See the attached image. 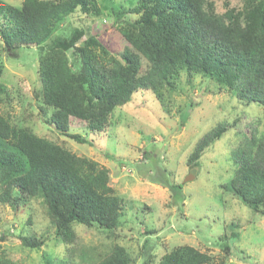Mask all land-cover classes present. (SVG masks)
<instances>
[{"label": "trees", "instance_id": "16d2710c", "mask_svg": "<svg viewBox=\"0 0 264 264\" xmlns=\"http://www.w3.org/2000/svg\"><path fill=\"white\" fill-rule=\"evenodd\" d=\"M77 9L94 15L102 11L97 0H21L18 5L0 0V47L13 53L35 47L39 81L35 97L42 110H49L53 127L74 141L92 143L70 132L72 122L95 135H106L114 111L130 102L135 91L150 89L161 99L163 88L176 89L181 73L189 82L194 76L210 80L218 92H228L240 105L264 109V0H241L240 7L228 6L222 13L213 0H135L128 9L113 11L125 42L117 53L109 51L97 34L85 36L81 27H73L67 35L57 33ZM126 14L132 17L124 18ZM1 71L0 65V75ZM3 95L8 91L0 82V100ZM185 116L187 112L182 122ZM229 127L231 123L223 122L202 136L186 163L196 166L204 150ZM230 158L236 167L223 190L264 216V132L244 138ZM109 171L0 110V203L16 209L19 201L39 199L53 236L65 245L64 256L52 261L45 255L43 264H75L77 224L116 231L124 209L110 185ZM179 187V183L171 185L173 193L182 196ZM30 224L26 220L17 238L24 247L40 248L45 238L30 231ZM235 236L234 231L225 234L223 256L180 244L158 260L144 251L140 264H224L233 250L226 241ZM135 260L126 246L114 242L91 264H134ZM0 264L19 263L0 250Z\"/></svg>", "mask_w": 264, "mask_h": 264}, {"label": "rangeland", "instance_id": "374dc122", "mask_svg": "<svg viewBox=\"0 0 264 264\" xmlns=\"http://www.w3.org/2000/svg\"><path fill=\"white\" fill-rule=\"evenodd\" d=\"M213 1L221 13L225 7L241 5V0ZM97 2L102 10L99 15L77 9L65 18L57 33L67 35L73 27H81L85 36L97 34L109 51L117 53L125 42L117 30L113 11L128 9L135 0ZM128 17L132 15L124 16ZM37 57L34 46L14 53L0 47V82L8 91L0 100V110L9 112L14 121L32 128L39 136L108 167L110 185L123 201L124 215L114 233L96 226L75 225V264L93 263L114 242L129 249L136 257L134 264H140L144 251L158 260L166 250L180 244L223 256L224 236L232 231L237 236L226 241L233 250L224 264H264V216L222 187L236 167L230 158L232 153L241 148L244 138L264 132L262 107L240 105L228 92H218L210 80L194 76L189 82L181 73L176 89L163 88L161 99L150 89L135 91L130 102L114 111L106 135H95L72 122L71 133L92 141L78 143L57 131L48 121L49 110L40 108L35 97L39 90ZM72 62L76 68L77 62ZM223 122L232 127L204 150L196 166L187 164L188 154L198 140ZM178 183L182 196L171 189ZM28 219L29 230L45 238L40 248L24 247L17 238ZM150 229L154 232L145 233ZM52 231L46 208L39 199L19 201L16 209L0 203V250L9 259L19 264H43L45 255L52 261L59 260L66 254L65 245Z\"/></svg>", "mask_w": 264, "mask_h": 264}, {"label": "water", "instance_id": "95a60500", "mask_svg": "<svg viewBox=\"0 0 264 264\" xmlns=\"http://www.w3.org/2000/svg\"><path fill=\"white\" fill-rule=\"evenodd\" d=\"M188 178V177H187Z\"/></svg>", "mask_w": 264, "mask_h": 264}]
</instances>
